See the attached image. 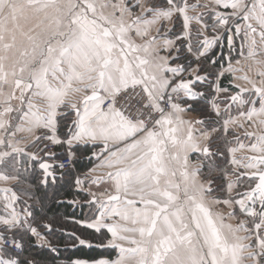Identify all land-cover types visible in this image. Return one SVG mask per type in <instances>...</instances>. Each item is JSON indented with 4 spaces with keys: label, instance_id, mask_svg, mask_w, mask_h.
<instances>
[{
    "label": "snow or ice",
    "instance_id": "obj_1",
    "mask_svg": "<svg viewBox=\"0 0 264 264\" xmlns=\"http://www.w3.org/2000/svg\"><path fill=\"white\" fill-rule=\"evenodd\" d=\"M0 182V264H264V0H0Z\"/></svg>",
    "mask_w": 264,
    "mask_h": 264
},
{
    "label": "crops",
    "instance_id": "obj_2",
    "mask_svg": "<svg viewBox=\"0 0 264 264\" xmlns=\"http://www.w3.org/2000/svg\"><path fill=\"white\" fill-rule=\"evenodd\" d=\"M190 2H196V0H190ZM199 2H200V3H204L205 0H199ZM201 11H205V12H207V10H204V9H201ZM190 14H191V15H195L196 13H190ZM168 27H169V28H172V25L169 24ZM198 27H199V26L196 25L195 23L193 24V28H194V29H195V28H198ZM178 31H179V27H178V26H177L176 28L173 29V32H178ZM170 35H172V33H170ZM193 36H195V31H193ZM225 55H227V53H225ZM233 55H235V53H234ZM236 67H237L238 69H241V71H238V72H237V75H238V76H242V75H244V74L247 72V66H246L243 62H242L240 65H236ZM222 82H223V81H222ZM224 85L230 87L229 80H228L227 78L224 79ZM254 130H255V129H254L253 127H247V125H246V126H245V129L236 128V129H235V132H236V135L239 137L240 142H242V143H244V144L247 145V144L251 143L252 140H251L250 137H247V136L245 135V131H247V132H252V131H254ZM233 143L235 144V141H233ZM57 154L59 155L60 153L58 152ZM245 155H247V153H245V152H239V153H237L238 158H242V157H244ZM14 185H15V182H13V184H10V185H5V184H3L2 182H0V187H5V186H7V187H13ZM235 195H236V192L234 191V192H233V196H235ZM214 210H216V209H214ZM218 210H219V211H223L225 214H227V211H228V209L224 208L223 206H220ZM49 214H50V215H53V214H51V213H49ZM237 214H238V215H241V214L239 213L238 208H237ZM66 222H67V220H65V224H66ZM232 223L235 224L236 221L233 220ZM67 227H69V228H75V227H77V226L74 225V224H71V223H68V222H67ZM113 258H114V257H113Z\"/></svg>",
    "mask_w": 264,
    "mask_h": 264
},
{
    "label": "trees",
    "instance_id": "obj_3",
    "mask_svg": "<svg viewBox=\"0 0 264 264\" xmlns=\"http://www.w3.org/2000/svg\"><path fill=\"white\" fill-rule=\"evenodd\" d=\"M221 83L224 84V80L223 82L221 81ZM86 162H81V165L85 164ZM50 212L53 215L56 216H60V217H71L73 214V209L70 207H65V206H60L57 204H50ZM77 216H79V213H76ZM66 226H67V222H66ZM76 228V227H75ZM102 255V253L98 250H90V249H83V250H78L77 251V256L84 258V259H95V258H99ZM103 255H107V253H104ZM114 257V255H113Z\"/></svg>",
    "mask_w": 264,
    "mask_h": 264
},
{
    "label": "built area",
    "instance_id": "obj_4",
    "mask_svg": "<svg viewBox=\"0 0 264 264\" xmlns=\"http://www.w3.org/2000/svg\"><path fill=\"white\" fill-rule=\"evenodd\" d=\"M55 150V149H54Z\"/></svg>",
    "mask_w": 264,
    "mask_h": 264
}]
</instances>
